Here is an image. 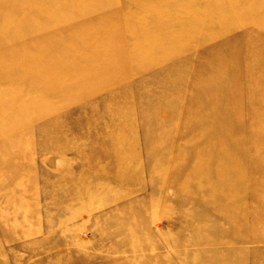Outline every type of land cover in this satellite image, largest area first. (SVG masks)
<instances>
[{"label":"rangeland","instance_id":"rangeland-1","mask_svg":"<svg viewBox=\"0 0 264 264\" xmlns=\"http://www.w3.org/2000/svg\"><path fill=\"white\" fill-rule=\"evenodd\" d=\"M212 1L0 0V264H264V0Z\"/></svg>","mask_w":264,"mask_h":264},{"label":"bare ground","instance_id":"bare-ground-1","mask_svg":"<svg viewBox=\"0 0 264 264\" xmlns=\"http://www.w3.org/2000/svg\"><path fill=\"white\" fill-rule=\"evenodd\" d=\"M178 0H134L135 5L137 6L138 9L144 10L145 13H147L148 15H150L151 17H157V16H161L163 15V13L160 12H165V9L163 8L162 10H159L157 8H152V9H147V7L151 4L154 5V7L163 4H168L170 7H173L174 5H176ZM183 1V0H180ZM186 3V7L187 10L188 8L192 9V13H194L196 15V17L201 18L202 15H204V12H212V10L217 11L216 7H218V10L220 8H222V4L220 5V2L218 1H212V0H200L201 1V5L202 8H200V10L198 9V11L195 9V4H196V0H185ZM140 6V7H139ZM229 13L231 12V7L229 6L228 9ZM187 13H191L189 10L187 11ZM215 18H217L218 16L213 15ZM64 71V69H63ZM61 72V69L58 71H54V74L56 75L57 73L59 74ZM63 74V73H62Z\"/></svg>","mask_w":264,"mask_h":264}]
</instances>
